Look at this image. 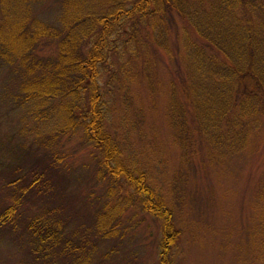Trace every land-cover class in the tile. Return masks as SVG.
Masks as SVG:
<instances>
[{
    "label": "rangeland",
    "instance_id": "obj_1",
    "mask_svg": "<svg viewBox=\"0 0 264 264\" xmlns=\"http://www.w3.org/2000/svg\"><path fill=\"white\" fill-rule=\"evenodd\" d=\"M31 8L57 22L55 0ZM180 25L172 13L166 47L149 44L130 57L110 53L100 63L103 127L125 165L142 171L170 210L176 234L167 252L170 264H264V120L240 144L219 147L198 132L190 113L171 115L173 90L181 98L178 76L185 69ZM36 45L34 51L48 57L54 41L45 36ZM22 79L15 61L0 59V208L19 205L14 225L0 226V264H71L72 254L76 264L86 258L87 264H159L162 218L125 177L103 172L99 147L80 126L53 135L50 121L19 102ZM41 153L52 156L56 173L44 195L29 189L30 176L23 177L34 159L26 158ZM41 210L59 221L63 236L52 245V256L37 259L29 253L23 222ZM65 240L75 249L69 256Z\"/></svg>",
    "mask_w": 264,
    "mask_h": 264
},
{
    "label": "trees",
    "instance_id": "obj_2",
    "mask_svg": "<svg viewBox=\"0 0 264 264\" xmlns=\"http://www.w3.org/2000/svg\"><path fill=\"white\" fill-rule=\"evenodd\" d=\"M37 1L0 0V59L21 68L19 102L30 105L39 120L50 121L47 127L53 135L82 128L86 139L99 147L103 172L125 177L143 195L146 208L162 218L159 264H170L167 252L176 237L171 234L170 210L145 183L143 172L133 173L125 165L117 142L103 127L106 108L99 65L110 53L130 57L145 52L149 44L166 47L176 13L185 69L178 76L181 98L172 89L171 115L190 113L194 127L215 146L234 147L259 118L264 120V0H55V24L32 11ZM45 36L54 41L53 51L40 57L34 47ZM51 102H56L52 108ZM29 159L23 177L30 176L29 189L44 195L56 180L52 156L41 153ZM18 206L12 201L0 208V226L14 225ZM47 214L41 210L23 222L29 253L37 259L52 256L62 241L59 221ZM65 242L68 249L63 245L62 250L69 256L75 249ZM77 257L69 256L71 264ZM78 261L87 264V258Z\"/></svg>",
    "mask_w": 264,
    "mask_h": 264
}]
</instances>
